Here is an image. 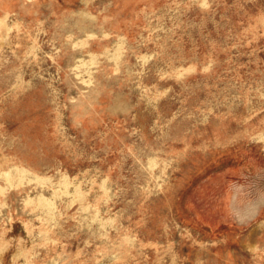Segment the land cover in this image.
<instances>
[{
	"label": "rangeland",
	"instance_id": "1",
	"mask_svg": "<svg viewBox=\"0 0 264 264\" xmlns=\"http://www.w3.org/2000/svg\"><path fill=\"white\" fill-rule=\"evenodd\" d=\"M0 264H264V0H0Z\"/></svg>",
	"mask_w": 264,
	"mask_h": 264
}]
</instances>
